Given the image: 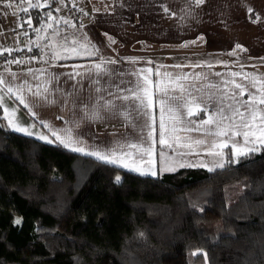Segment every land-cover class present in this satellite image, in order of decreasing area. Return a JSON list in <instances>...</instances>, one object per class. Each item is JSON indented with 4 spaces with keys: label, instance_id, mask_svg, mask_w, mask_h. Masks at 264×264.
Listing matches in <instances>:
<instances>
[{
    "label": "trees",
    "instance_id": "trees-1",
    "mask_svg": "<svg viewBox=\"0 0 264 264\" xmlns=\"http://www.w3.org/2000/svg\"><path fill=\"white\" fill-rule=\"evenodd\" d=\"M197 249L264 264V149L151 178L0 128V264H205Z\"/></svg>",
    "mask_w": 264,
    "mask_h": 264
},
{
    "label": "snow or ice",
    "instance_id": "snow-or-ice-1",
    "mask_svg": "<svg viewBox=\"0 0 264 264\" xmlns=\"http://www.w3.org/2000/svg\"><path fill=\"white\" fill-rule=\"evenodd\" d=\"M15 2L16 0H6L5 6L11 8ZM18 2L27 4L23 9L26 13L29 9H51L54 4L56 12H59L66 3H72L74 8L77 7L75 0H18ZM187 3L199 7L205 0H187ZM160 7L166 13L170 12L165 4H161ZM78 10L83 12V9ZM180 11L183 12L185 9ZM248 11L251 12V8ZM170 15L175 16L177 13L172 12ZM44 17L46 19L36 17L40 21L36 27H33V18L30 15L23 19L22 23L18 22V27L27 24L36 33L37 39L29 41V44H35L41 53H44L45 48L49 49L53 61L84 56H99V60L93 62L91 66L73 65L71 71L62 74L50 72L47 68L28 69L27 75L39 81L35 85L28 80L16 85L14 81L19 79L18 74L5 68L6 75L0 73V110L3 113L0 115V128L34 137L47 144H56L114 169H125L140 176L152 177L176 172L181 168H203L212 173L225 168L226 163L238 164L241 158L247 159L251 154L264 149V74L230 72L229 79H221L216 83L210 79L208 73H173L166 70L169 67L211 68L213 64L210 61L192 65L161 64L155 68L129 70L109 68L108 65H115L118 61L104 58L86 33L82 39L75 32L64 34L60 25L76 29L71 17L54 16L52 11L44 12ZM256 19L259 20V16ZM80 27L83 28L84 25L81 24ZM21 34L27 36L28 32ZM104 35L111 43H115L114 38L107 33ZM198 39L202 40L203 37ZM45 40L48 43L41 45L40 41ZM189 43L194 44L196 41L185 42L180 46L187 47ZM236 49L247 51L240 44H236L227 55L235 56ZM28 50L32 51V48L29 47ZM13 51L22 49L0 46V56H4L5 53L11 56ZM45 55L47 53L41 55L39 59L47 64ZM34 59L37 57L28 58L29 62ZM125 59L133 65L139 62L138 58ZM23 63L24 60L16 58L4 60L5 65ZM145 63L155 62L148 60ZM162 69L165 70L161 71ZM214 75L222 76L219 72ZM62 76L67 78L65 83L73 81L68 91L60 84ZM129 76L132 79H125ZM85 82L88 95L82 97ZM245 96L247 99H244ZM30 97L38 104L55 105L62 101L63 107L70 104L74 113L79 111L82 115L80 119L65 122L72 127L56 128L50 122L40 121L38 124L46 131H34L38 124H25L17 115L18 109L7 103L8 100L14 99L35 116ZM157 108L158 113L155 111ZM102 111L120 119L131 129L107 147L88 144L74 132V128H78L82 120L95 122L104 119L101 116ZM201 113H204L206 118L193 119ZM57 119L63 120V117ZM5 120L7 123L3 122ZM192 133H200L202 138H196L191 135ZM225 149L229 151L226 152ZM204 156L209 159H204ZM121 181V175H115L114 184L120 185ZM193 208L196 206L193 205ZM199 211H203V208ZM14 223L20 224L21 221L17 219ZM139 235L143 236V233ZM191 254L203 256L207 264V253L202 249H197ZM74 259L79 264L78 258Z\"/></svg>",
    "mask_w": 264,
    "mask_h": 264
},
{
    "label": "crops",
    "instance_id": "crops-1",
    "mask_svg": "<svg viewBox=\"0 0 264 264\" xmlns=\"http://www.w3.org/2000/svg\"><path fill=\"white\" fill-rule=\"evenodd\" d=\"M161 4H165L170 12L166 13L160 7ZM80 5L83 12L80 15L81 19L75 22L76 29H71L67 25H60V27L64 34L75 32L81 39L86 33L91 42L99 48L100 54L104 58L118 61L115 65H108L109 68L129 70L146 67L155 68L161 64L166 66L192 65L210 61L213 64L211 68L207 66L181 69L169 67L166 70L173 73H208L210 79L216 83H219L221 79H229L230 72L264 74V60L261 59L264 58V0H205V3L199 7L189 5L187 0H82ZM249 8H251V12L248 11ZM54 9V5L51 9L45 8L46 11H52L54 16H61L60 12H56ZM181 9H185V11L182 12ZM40 10L43 9H37V11ZM46 11L38 16L46 19L44 17ZM19 12L20 7L16 5L11 8L0 7V46H5L10 42V45L17 43L22 46L28 45L32 48L37 59L31 60L30 64L27 65H5L4 61H0V73H5V68H8L18 74L19 79L14 81L16 85L22 84L25 80L33 85L39 83L27 75L28 69L47 68L50 72L62 74L71 71L73 65L91 66L93 62L99 60V56H84L53 61L51 51L45 48L44 53L47 55L44 56V59L48 60V63H43L39 57L44 53H41L35 44H29V41L37 39L33 30L27 36H21V33L14 35L10 31L15 26ZM172 12L177 13V15H170ZM257 16H259V20L256 19ZM81 24L84 25L83 28L80 27ZM36 26L33 23V27ZM105 33L114 38L115 43H111L108 37L104 35ZM199 37H203V39H198ZM190 41H196V43H189L187 47L180 46ZM46 43H48L46 40L40 41L41 45ZM236 44H240L247 51L236 49L235 56L227 55L235 48ZM161 53L163 54L160 56ZM125 58H138L139 62L133 65L128 63ZM148 60L155 63H145ZM218 61L225 63H218ZM53 64L56 66L51 67L50 65ZM59 65H66L67 67H60ZM216 72L221 73L222 76H215L214 73ZM125 79H132V77H125ZM155 79L154 75L153 80ZM66 80L67 78L62 76L60 84L65 91H68L71 89L73 81L69 80L65 83ZM241 82L247 83V81ZM81 95L82 97L88 95L87 82H85V91ZM244 99L247 97L245 96ZM30 101L32 111L36 113L35 116L18 101L14 99L7 101L8 105L18 109L17 115L25 124H38L40 121H47L56 128L72 127V125H66L65 122L80 119L82 115L79 111L74 113L70 104L68 107H63L62 101L55 105L38 104L31 97ZM155 111L158 113L159 109L157 108ZM2 114V110H0V115ZM201 114L202 116H194L193 119L206 118L204 113ZM101 116L104 119L95 122L82 120L79 127L74 128V132L78 133L88 144L107 147L111 142L131 131L120 119L103 111ZM57 117H63V120L57 119ZM3 122L7 123L6 120ZM33 130L46 131L40 124ZM11 132L25 136L14 131ZM191 135L202 138L200 133H192ZM30 138L39 141L34 137ZM225 151L227 152L229 149H225ZM73 154L92 159L78 153ZM188 158L194 159L195 157ZM203 158L209 159L207 156ZM130 173L138 175L133 172Z\"/></svg>",
    "mask_w": 264,
    "mask_h": 264
},
{
    "label": "built area",
    "instance_id": "built-area-1",
    "mask_svg": "<svg viewBox=\"0 0 264 264\" xmlns=\"http://www.w3.org/2000/svg\"><path fill=\"white\" fill-rule=\"evenodd\" d=\"M81 1L82 0H75V3L77 5L76 8H74L72 6V3H66V5L64 7L61 8V10L59 11L61 16H64V17H71L72 20H73V23L79 21L81 19V11H79L78 9H81ZM5 2L6 0H0V7H4L5 6ZM13 5H16L17 7H20V12H19V16L17 18V20L15 21V26L10 30L14 35H18L19 33H23L25 31L29 32L32 30V28L28 27L27 24L24 25V27H18V22L19 23H22L23 22V19H26L29 15L33 18V12L36 10V9H29V11L26 13L23 11V9L25 7H27V4H20L18 2V0H16L15 3H13ZM54 6L56 7V5L54 4ZM21 36H25V35H22ZM11 43V42H10ZM7 44L3 47H6V48H11V49H22V51H13L12 52V55L11 56H8L7 53H5L4 56H0V61H4L5 59H13V58H16V59H22L25 61V63L23 64H30L28 58L30 57H33L35 56L33 54L32 51H29L28 48L30 46H22L20 45L19 43L15 44V45H10ZM18 46V47H17Z\"/></svg>",
    "mask_w": 264,
    "mask_h": 264
},
{
    "label": "rangeland",
    "instance_id": "rangeland-1",
    "mask_svg": "<svg viewBox=\"0 0 264 264\" xmlns=\"http://www.w3.org/2000/svg\"><path fill=\"white\" fill-rule=\"evenodd\" d=\"M163 53L159 54L160 56L162 55ZM226 159V158H225Z\"/></svg>",
    "mask_w": 264,
    "mask_h": 264
}]
</instances>
